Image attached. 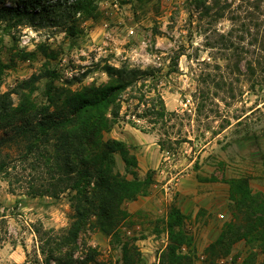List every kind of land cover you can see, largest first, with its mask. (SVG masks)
Wrapping results in <instances>:
<instances>
[{"label":"rangeland","instance_id":"374dc122","mask_svg":"<svg viewBox=\"0 0 264 264\" xmlns=\"http://www.w3.org/2000/svg\"><path fill=\"white\" fill-rule=\"evenodd\" d=\"M213 3L207 0V5ZM218 3L213 11L230 8L216 20L201 14L193 0H98L97 18L83 22V33L72 40L59 28L10 29L0 22V63L7 66L0 76L1 93L37 77L32 98L42 103L50 82L73 90L102 85L110 81L105 64L129 65L159 71L146 90L158 91L167 111L176 113L157 124L134 118L144 133L127 123L128 105L123 104V116L113 129L120 134L128 127L139 177L150 174L152 184L147 195L125 205L131 215L120 229L122 240L86 227L76 258L92 249L88 264H116L122 242L129 240L138 249L139 264H159L168 243L167 212L176 203L186 213L196 264H201L205 248L233 219L230 181L246 178L252 192L264 196V3L260 11L252 1ZM250 11L253 21L245 18ZM233 14L242 20L233 22ZM231 29L233 34L223 39ZM12 96L18 103V96ZM128 113L133 118L141 111L131 105ZM106 137L112 138L110 133ZM17 149L10 147L15 160L0 174V264H41L36 231L68 226L69 193L56 198L30 194L42 182L27 162L16 159ZM116 160V169L131 179L120 155ZM223 262L264 264V247L241 240Z\"/></svg>","mask_w":264,"mask_h":264},{"label":"trees","instance_id":"16d2710c","mask_svg":"<svg viewBox=\"0 0 264 264\" xmlns=\"http://www.w3.org/2000/svg\"><path fill=\"white\" fill-rule=\"evenodd\" d=\"M218 1L215 0V5ZM238 1H252L250 4L257 11L264 3V0ZM193 2L201 14L216 20L223 18L225 10L230 8L213 11L214 3ZM98 13V0H0V22L6 23L8 28H59L68 40L79 38L83 33L82 23L97 18ZM245 18L256 19L252 11L247 12ZM231 20L241 21L242 17L233 14ZM242 27L247 26L243 23ZM233 31L222 38L226 39ZM42 52L47 55L46 49ZM257 63L262 64L260 60ZM6 67L0 63V76ZM247 68L254 77V64L249 62ZM103 70L110 81L102 85L91 84L73 90L50 82L42 103L32 98L37 77L21 83L14 92H0V174L9 171L15 160L9 150L17 145L16 159L27 162L42 182L32 187L30 194L56 198L69 193L72 210L68 226L58 231H36L43 257L41 264H88L92 249L83 259L75 257L84 229L88 227L122 240L120 229L131 215L125 205L147 195L151 175L141 179L138 159L130 152L128 144L106 137L123 116V104L128 105L124 113L127 123L144 133L147 131L137 127L134 118H149L151 124H157L176 116L167 111L158 91L146 90L149 79L158 78V70L129 65L117 68L108 63ZM134 92L138 95H133ZM13 93L18 96V103H14ZM131 105L135 112L141 111L139 115L133 114V118L128 113ZM117 155L131 179L116 169ZM229 184L234 202L233 219L205 248L201 264H225L223 260L241 240L264 247V196L254 194L246 178L232 180ZM186 219L176 203L170 205L165 221L168 243L160 253L159 264H196V248L186 229ZM121 249V260L116 264H139L140 254L133 242L123 241Z\"/></svg>","mask_w":264,"mask_h":264},{"label":"crops","instance_id":"0c3cea01","mask_svg":"<svg viewBox=\"0 0 264 264\" xmlns=\"http://www.w3.org/2000/svg\"><path fill=\"white\" fill-rule=\"evenodd\" d=\"M123 133H120V134H117L116 131H114V129L110 132L112 138L114 139H117V140H121V141H124L125 143L127 144H130L131 143V140L129 139V136H128V132H129V129L128 127L126 128H123ZM115 134V135H114ZM119 135V136H117ZM147 171V170H146ZM142 198V197H141ZM178 205V204H177ZM178 207L182 210V212L186 215V213L184 212V210L178 205Z\"/></svg>","mask_w":264,"mask_h":264}]
</instances>
